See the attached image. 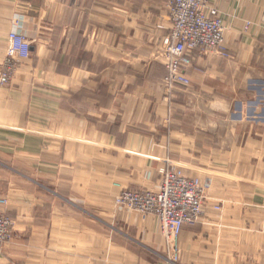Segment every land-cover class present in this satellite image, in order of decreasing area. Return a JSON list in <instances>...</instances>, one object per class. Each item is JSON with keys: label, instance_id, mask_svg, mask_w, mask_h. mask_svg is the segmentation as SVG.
Here are the masks:
<instances>
[{"label": "crops", "instance_id": "0c3cea01", "mask_svg": "<svg viewBox=\"0 0 264 264\" xmlns=\"http://www.w3.org/2000/svg\"><path fill=\"white\" fill-rule=\"evenodd\" d=\"M165 3L0 0V65L14 18L31 44L0 85V264H168L157 219L114 203L167 163L210 184L176 264H264V0H211L229 57L193 52L169 92Z\"/></svg>", "mask_w": 264, "mask_h": 264}, {"label": "built area", "instance_id": "2783aa9c", "mask_svg": "<svg viewBox=\"0 0 264 264\" xmlns=\"http://www.w3.org/2000/svg\"><path fill=\"white\" fill-rule=\"evenodd\" d=\"M165 9L171 27L158 47L157 57L166 72L164 90L169 92L174 87L190 85L186 72L192 67L193 52H214L223 58L229 55L224 46L223 21L211 0H166ZM11 26L7 35L8 54L0 65L1 86L11 80L17 67L31 55V44L21 31V20L14 18ZM250 26V22H245L243 30L247 31ZM158 174L160 183L155 190L123 189L114 203L117 208L136 212L143 218L154 216L164 240V258L168 264H176L183 227L198 222L203 212L204 194L210 184L197 177H188L181 167L169 163L159 168ZM7 205V197L0 196V250L13 240L15 221L2 210Z\"/></svg>", "mask_w": 264, "mask_h": 264}, {"label": "rangeland", "instance_id": "374dc122", "mask_svg": "<svg viewBox=\"0 0 264 264\" xmlns=\"http://www.w3.org/2000/svg\"><path fill=\"white\" fill-rule=\"evenodd\" d=\"M7 215H9L10 217H12V215L9 213V212H7V211H4ZM13 218V217H12ZM163 239V238H162ZM163 243H164V240H163Z\"/></svg>", "mask_w": 264, "mask_h": 264}]
</instances>
